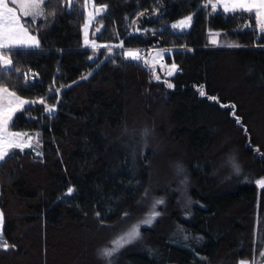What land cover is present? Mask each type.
<instances>
[{
	"label": "trees",
	"instance_id": "1",
	"mask_svg": "<svg viewBox=\"0 0 264 264\" xmlns=\"http://www.w3.org/2000/svg\"><path fill=\"white\" fill-rule=\"evenodd\" d=\"M83 2L46 0L47 27L22 16L39 46L13 48L12 66L0 65V84L33 99L12 127L37 129L42 150L14 149L0 166V264H261L264 33L257 22L212 12L207 0H93L104 7L95 38L117 49L106 53L81 42ZM187 13L191 25L174 29L171 21ZM211 31L231 40L215 44ZM171 45L185 47L165 55L178 69L162 78L144 59L118 51ZM156 197L162 203L152 222L103 257ZM212 242L224 246L209 255Z\"/></svg>",
	"mask_w": 264,
	"mask_h": 264
},
{
	"label": "snow or ice",
	"instance_id": "2",
	"mask_svg": "<svg viewBox=\"0 0 264 264\" xmlns=\"http://www.w3.org/2000/svg\"><path fill=\"white\" fill-rule=\"evenodd\" d=\"M46 0H0V65L4 69L12 66V60L3 54V50L11 51L15 47L30 45L39 46V41L36 40L35 36L28 33L25 24L21 23V16L18 15V11L22 12L24 17L39 18L43 16V6ZM208 5L214 10L222 9L223 12L229 14H250L260 27L261 33H264V0H207ZM10 4L12 6H10ZM207 6V5H206ZM100 12V9H96ZM192 21V17L188 16L185 20L180 21L178 24L172 25L173 28H186ZM216 43L215 40L212 41ZM111 52V49H109ZM127 56L132 60H139L140 56L136 52H128ZM175 69V65L172 66ZM14 70V69H13ZM172 73L169 72V75ZM173 85L168 84L171 88ZM200 95L205 96L203 88L200 89ZM7 99V103L0 104V166L6 162V159L15 155L13 149H19L23 151L24 148H31V143L24 142L23 137L26 134L22 133H11L8 131L9 122L12 119V114L22 108L25 104H29V101L20 100L14 92H10L7 88H0V99ZM209 99H216L215 97H209ZM44 101L41 100L40 103ZM224 106V105H222ZM234 109V105L232 106ZM49 112L53 109H48ZM234 114V113H233ZM239 122V121H238ZM31 140V137H28ZM238 171V169H237ZM261 187H264V180L258 181ZM72 189H68V193H72ZM162 203V201H157ZM158 213H154L152 217H149L143 223L150 224L152 219ZM3 225V212L0 211V233H2ZM139 235L138 226H134L130 231L122 236L117 237L111 242L109 247H106L102 251V256L110 258L115 255L122 247L126 244L131 243L132 240L136 239ZM3 236L0 234V241H3ZM3 248L7 250L8 244L3 243ZM264 256V253H260ZM241 264H247L242 261Z\"/></svg>",
	"mask_w": 264,
	"mask_h": 264
},
{
	"label": "rangeland",
	"instance_id": "3",
	"mask_svg": "<svg viewBox=\"0 0 264 264\" xmlns=\"http://www.w3.org/2000/svg\"><path fill=\"white\" fill-rule=\"evenodd\" d=\"M72 1L73 0H66L68 5H70V3H72ZM83 7H84V12L85 13H84L83 22L81 24V42H82V44L84 46H90L94 50H99L100 48H105L104 51L106 53H109V49H111V51H117V49H115V45L114 44L99 42L95 38V32H96L97 26H98V24H97L98 15L103 11L104 7L97 5L96 3L93 2V0H84ZM96 9H100V12H97ZM43 13H44L43 16H41L39 18L42 20L44 26H46V27L50 26V24L53 21L52 13H49V12L46 13L44 11V7H43ZM188 16L192 17V15L190 13H187L185 15L177 17L176 19H173L171 21V26L175 25V24H178L182 20H185ZM191 23H192V21H191ZM191 23L189 24V26L191 25ZM188 27H186V28H188ZM174 29L182 30L181 28H174ZM183 29H185V28H183ZM209 40L211 42L213 40H215L216 43H217V42L228 41V40H231V39L229 37H227V36H221L220 37L217 32L211 31L210 34H209ZM184 47H185L184 45L183 46L171 45V46H165V47L152 46L150 49H148V47H146V46H142V47H138V46L137 47H130V46L122 47L121 46L122 49H118V51H123L124 56L127 57V58H129L127 56L128 52H136V53H138L139 56H140V59H144V61L146 62V66L151 71L152 70L156 71V69H157L158 77L162 78V77L168 76L169 72L172 73V72H174L175 70L178 69L177 65L173 61L169 62V61L166 60L165 55L168 52H170L172 49H174V48H184ZM118 48H120V46ZM4 55L8 56L11 59L9 54H4ZM173 65H175V69H173V67H172ZM157 66H159V68ZM1 67L3 68L2 65H1ZM93 69H94V67L91 70H89L87 72V74H89ZM0 88H7L10 92H14L15 95L20 98V100L29 101V102H31L33 100L30 97L18 94L13 89H11V88H9V87H7L5 85L0 84ZM5 103H7V99L6 98L5 99H0V104H5ZM25 105H27V104H25ZM22 108H20V109H22ZM50 108L54 109L53 106H51ZM16 112H14L12 114V119L9 122L8 131L11 132V133L26 134L23 137L24 142L31 143V145H32L31 149L34 150L35 153H41L42 150H41V145H40V135H39V132H38L37 129H31V130H29V129H16V128L12 127L11 123H12L13 117L16 114ZM28 137H31L30 141L28 140ZM152 140L154 141L153 137H152ZM182 187H184V186H182ZM181 192H180L179 199H180L181 203L185 204V203L188 202V200H187L186 197H184L183 190ZM157 201H161V198L160 197H156V199L154 200L153 204H151L152 207L141 218L137 219L135 222L130 223L126 227H123V228H121V230L117 231V233L111 239V242L113 240H115L117 237L122 236L125 233H127L128 231H130L134 226H138V231H140L139 230L140 226L143 225V224H147V223H143V222L146 221L147 219H149V217H152L154 213H158V209L156 208V206H157L156 204H158ZM0 211H2L1 208H0ZM155 216H154V218H155ZM3 222H4V220H3ZM122 224H123V222L120 223V225H122ZM2 228H3V225H2ZM110 245H111V243H110ZM110 245H108L106 247H109ZM223 246H224V244L222 242H216V243L212 242V243H210L209 246H208L209 255H214L217 252H220V250L222 249ZM106 247H104V249ZM242 261L247 262V264H250L245 259L241 260V262ZM261 264H264V261H262Z\"/></svg>",
	"mask_w": 264,
	"mask_h": 264
},
{
	"label": "crops",
	"instance_id": "4",
	"mask_svg": "<svg viewBox=\"0 0 264 264\" xmlns=\"http://www.w3.org/2000/svg\"><path fill=\"white\" fill-rule=\"evenodd\" d=\"M216 2V0H213V3H215ZM10 6H12L11 4H10ZM211 11L213 12V11H216V10H214V9H212L211 8ZM18 15H20L21 16V23L22 24H25V22H24V20H23V15H22V12H20V11H18ZM258 24V23H257ZM25 27L27 28V31H28V33L30 34V35H32V36H35V38H36V40H38L39 41V37L37 36V34L35 33V32H33V31H31L30 29H29V27L25 24ZM258 27H259V24H258ZM220 42H217L216 44H219ZM20 47H36V46H30V45H24V46H19V47H15V48H20ZM3 53L4 54H9V51H7V50H3Z\"/></svg>",
	"mask_w": 264,
	"mask_h": 264
},
{
	"label": "built area",
	"instance_id": "5",
	"mask_svg": "<svg viewBox=\"0 0 264 264\" xmlns=\"http://www.w3.org/2000/svg\"><path fill=\"white\" fill-rule=\"evenodd\" d=\"M259 29H260V27H259ZM26 74H27V77L29 79H34V73L32 72L30 67H27Z\"/></svg>",
	"mask_w": 264,
	"mask_h": 264
}]
</instances>
